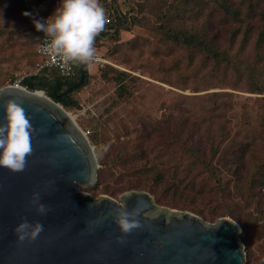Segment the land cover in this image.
I'll return each mask as SVG.
<instances>
[{
    "label": "rangeland",
    "instance_id": "obj_1",
    "mask_svg": "<svg viewBox=\"0 0 264 264\" xmlns=\"http://www.w3.org/2000/svg\"><path fill=\"white\" fill-rule=\"evenodd\" d=\"M187 1L117 0L119 10L140 20L99 48L105 68L128 74L121 96L112 73L103 79V69L91 66L86 83L71 93L78 108L64 109L88 132L100 175L99 185L95 180L78 189L94 200L107 196L119 204L123 193L146 192L158 207L154 212L164 207L187 212L205 224L229 218L246 228L242 239L239 235L242 264H264V188L254 157H264V95L249 93L243 75L220 65L211 70L215 66L205 65L201 53L165 40L157 28L164 24L160 19L169 4L173 9L164 25L170 28L203 24L208 15L218 20L212 0H194L190 7ZM57 4L0 0V89L35 73L39 32L32 20L50 15ZM217 33L219 44L226 46L225 30ZM252 47L250 39L242 53L250 63ZM237 48L238 39L229 53L236 54ZM188 146L206 158L210 148H218L212 165L219 175L193 163L185 154ZM243 149L244 162L235 168L227 156ZM158 175L163 184L157 185ZM174 181L178 189L166 190ZM136 183L141 186L128 189Z\"/></svg>",
    "mask_w": 264,
    "mask_h": 264
},
{
    "label": "water",
    "instance_id": "obj_2",
    "mask_svg": "<svg viewBox=\"0 0 264 264\" xmlns=\"http://www.w3.org/2000/svg\"><path fill=\"white\" fill-rule=\"evenodd\" d=\"M56 97L16 86L0 89V105L7 100L21 104L32 124V152L24 169L0 167V264L243 263L241 229L229 218L205 224L165 207L156 213L146 192L123 193L120 204L81 192L78 186L96 180V159ZM36 196L48 208L43 215L33 203ZM135 208L139 226L121 232L115 213ZM22 220L39 221L43 231L35 239H18L13 229Z\"/></svg>",
    "mask_w": 264,
    "mask_h": 264
},
{
    "label": "trees",
    "instance_id": "obj_3",
    "mask_svg": "<svg viewBox=\"0 0 264 264\" xmlns=\"http://www.w3.org/2000/svg\"><path fill=\"white\" fill-rule=\"evenodd\" d=\"M99 2L103 5L105 14L109 15L110 21L105 24L103 31H101L95 39V48L98 53L101 46H105L110 42L116 41L120 32L129 31L130 26L133 24L135 25L138 23V25H140V20L134 19L131 17V14L118 9L119 6L117 0H99ZM194 2L196 1L188 0L186 3L188 7H190V5ZM212 3L213 10L219 14L218 20L208 18V15L204 18V23L199 24L201 31H199L200 28L197 24H191L189 26L181 24L180 27L173 28L164 25L165 19H168V17H166L167 14H169L168 11L173 9V4H169L167 10L162 12V18L160 20L164 24H160L157 29L163 32L165 40L168 43L174 44V46L186 47L193 52L201 53L202 62L205 65L208 64L212 67L215 66L211 70H216L219 65L226 67L227 69H231L238 75L244 76L247 86L246 89L249 93L264 95V0H212ZM42 15L49 16L47 13L40 14V16ZM220 29L225 30L227 33V37H225L224 42L226 46L219 44L222 37L218 35L217 32ZM209 31H213V33L209 34ZM40 35L41 32H39L38 41ZM237 39L238 48L235 51L236 54L231 55L229 53L230 49ZM250 39H253L252 63L245 61L242 57L245 46ZM36 48L34 52L36 58L34 63L35 73L24 76L21 80L16 82L28 91L38 90L57 95V97L53 99L54 102L60 104L66 111L77 109L78 102L71 96V93L86 83L88 77L87 69L89 68H87L85 64L79 65L70 78L60 76L54 69L44 68L37 71L36 63L40 62V57L36 54ZM100 55L102 56V54ZM105 67L106 66L102 67L103 71L101 72V77L103 79H107L108 73H112L111 79L116 82L117 91L119 92L120 90H123L124 86L122 80L127 77L128 74L126 72L118 71L112 67ZM95 68L96 70L100 69L96 66ZM80 80L81 82L79 83ZM13 82L15 83V80ZM118 95L121 96V91ZM217 153L218 148H210L209 157L206 158L194 147L188 146L185 150V154L193 163L206 166L213 177H217V175H219V170H216V166L212 165V161ZM245 153V149H243L239 153L237 151L232 152L227 157L232 162V165H235V168H238L239 163L241 164L244 162ZM254 157H258L257 159L260 169L259 179L263 189L264 157ZM99 179L100 175L97 173L96 185H99ZM157 181V185L163 184V175H158ZM140 186L141 185L136 183L127 187L128 189H131V187L137 188ZM177 186L178 185L174 181L172 184L167 185L165 189L177 190ZM150 189L153 190V188ZM195 192L201 191L198 190ZM259 215L262 216V213ZM240 227V238L242 239L246 228L241 225Z\"/></svg>",
    "mask_w": 264,
    "mask_h": 264
},
{
    "label": "clouds",
    "instance_id": "obj_4",
    "mask_svg": "<svg viewBox=\"0 0 264 264\" xmlns=\"http://www.w3.org/2000/svg\"><path fill=\"white\" fill-rule=\"evenodd\" d=\"M24 15H31L28 12ZM106 22L105 9L99 0H58L57 7L47 18L33 19V27L45 36L42 52L57 60L61 67L72 63H88L95 59V39L103 31ZM0 122V167L22 171L26 157L32 152V124L21 104L7 100L3 105ZM106 150V149H105ZM33 203L36 211L43 215L48 211L45 204ZM120 209L115 213L119 230L127 233L139 226L136 214ZM18 239H35L42 231L39 221L22 220L14 227Z\"/></svg>",
    "mask_w": 264,
    "mask_h": 264
},
{
    "label": "built area",
    "instance_id": "obj_5",
    "mask_svg": "<svg viewBox=\"0 0 264 264\" xmlns=\"http://www.w3.org/2000/svg\"><path fill=\"white\" fill-rule=\"evenodd\" d=\"M105 15H106V22H105V24H106V23H109L110 17L107 14H105ZM47 17L48 16L45 15V16L39 17V19H43V18H47ZM44 40H45V36L41 32V35H40V38L38 41V45L36 48V54L40 57V62L36 63V70L39 71V70H42L44 68L45 69H54L60 76L70 78L74 74L75 69L81 64L80 63H72L70 65V67H68V68L61 67L60 63L57 60H55V58H53L49 55H46L45 53L42 52ZM84 64L87 66V68H90L91 66H96L98 68H102L106 65V60L98 52H96L95 59L88 62V63H84ZM13 86L24 88V87L20 86L18 84V82H16ZM87 133L88 132L83 133V134L86 136Z\"/></svg>",
    "mask_w": 264,
    "mask_h": 264
},
{
    "label": "bare ground",
    "instance_id": "obj_6",
    "mask_svg": "<svg viewBox=\"0 0 264 264\" xmlns=\"http://www.w3.org/2000/svg\"><path fill=\"white\" fill-rule=\"evenodd\" d=\"M39 95L41 94L40 92L38 93ZM47 100V99H46ZM64 112L66 113V116L69 118V119H72L69 114L64 110ZM73 120V119H72Z\"/></svg>",
    "mask_w": 264,
    "mask_h": 264
}]
</instances>
